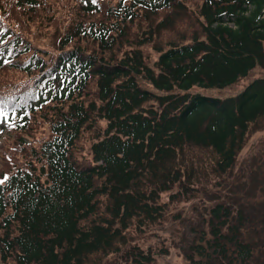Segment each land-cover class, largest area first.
<instances>
[{
  "label": "trees",
  "instance_id": "trees-1",
  "mask_svg": "<svg viewBox=\"0 0 264 264\" xmlns=\"http://www.w3.org/2000/svg\"><path fill=\"white\" fill-rule=\"evenodd\" d=\"M256 70L264 0H0V264H155L264 132V77L226 93ZM222 194L186 264H264V209Z\"/></svg>",
  "mask_w": 264,
  "mask_h": 264
},
{
  "label": "rangeland",
  "instance_id": "rangeland-1",
  "mask_svg": "<svg viewBox=\"0 0 264 264\" xmlns=\"http://www.w3.org/2000/svg\"><path fill=\"white\" fill-rule=\"evenodd\" d=\"M260 77H264V73L256 70L248 79L227 89L226 93L234 95L252 79ZM9 126L8 117L5 114L0 115V130L3 129V134L0 136V149L7 138L4 129L7 130ZM238 178L241 180L237 182ZM227 181L230 182V186L223 187L218 192L211 190L188 204L179 205L175 211V214H179L177 219L170 220L151 232L149 238L142 243V247L149 248L156 254L155 264H186L183 252L191 244L194 233L200 231L199 223L202 217L206 210L214 205L211 200L223 198L222 192H230L226 200L232 203L236 210L239 209L241 214L249 216L251 222L262 217L260 210L264 209V196L262 197L264 195V132L249 140ZM231 200L238 201L236 202L238 206ZM109 264L115 263L112 261Z\"/></svg>",
  "mask_w": 264,
  "mask_h": 264
},
{
  "label": "snow or ice",
  "instance_id": "snow-or-ice-1",
  "mask_svg": "<svg viewBox=\"0 0 264 264\" xmlns=\"http://www.w3.org/2000/svg\"><path fill=\"white\" fill-rule=\"evenodd\" d=\"M93 3H96V0H92ZM3 113H0V115H2ZM8 177L5 176L3 179H0V184H3L5 182V180H7Z\"/></svg>",
  "mask_w": 264,
  "mask_h": 264
}]
</instances>
